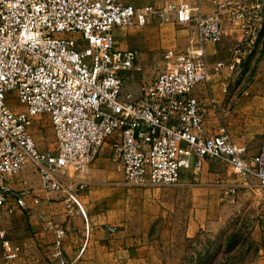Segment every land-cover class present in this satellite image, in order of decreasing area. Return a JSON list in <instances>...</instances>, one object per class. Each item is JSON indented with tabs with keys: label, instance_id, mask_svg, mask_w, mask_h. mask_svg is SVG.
I'll use <instances>...</instances> for the list:
<instances>
[{
	"label": "built area",
	"instance_id": "2783aa9c",
	"mask_svg": "<svg viewBox=\"0 0 264 264\" xmlns=\"http://www.w3.org/2000/svg\"><path fill=\"white\" fill-rule=\"evenodd\" d=\"M204 1L215 5L214 13L202 12ZM225 12L248 27L243 0H167L161 6L132 0H0V210L10 198L19 208L28 207L30 189L14 190L10 178L30 164L40 173L43 188L66 191L67 209L77 208L87 222L75 188L86 184L66 171H83L107 140L131 187L177 185L183 170H199L212 159L264 186V146L248 156L224 124L208 135L209 109L218 115L221 105L213 94L205 100L198 92L224 68L236 72L242 66L241 44L234 46L229 61L209 63L205 43L223 39ZM153 19L190 24L191 43L186 49L165 50V68L140 83L139 53L118 47L115 32ZM10 91H16L25 110L8 106ZM40 114L50 117L55 150L40 149L32 134ZM46 222L61 245L65 228ZM0 242L5 264H16L21 246L1 228Z\"/></svg>",
	"mask_w": 264,
	"mask_h": 264
},
{
	"label": "rangeland",
	"instance_id": "374dc122",
	"mask_svg": "<svg viewBox=\"0 0 264 264\" xmlns=\"http://www.w3.org/2000/svg\"><path fill=\"white\" fill-rule=\"evenodd\" d=\"M164 1L167 0H144L142 3H134L163 5ZM168 1L178 3L189 0ZM243 2L249 18L246 27L250 31L247 41L227 43L224 47L226 56L216 61L209 58V63L212 66L218 60L229 61L234 46L241 44L245 50L242 66L239 71H229V84L224 94L229 96V99L264 98V84L256 85L257 82L264 83V0ZM115 34L118 47L138 51L143 66L140 83H143L149 82L165 68V50L186 49L190 45L192 26L153 19L145 26L117 29ZM212 90L211 85H207L202 88V93L208 97ZM7 104L16 112L26 109V105L19 101L16 91L8 92ZM233 108L234 106L228 108L229 113H233ZM257 111L264 113V101L248 106L247 112ZM32 132L42 150L56 149L54 130L47 114L34 118ZM107 148L109 153H102ZM100 151L83 171L74 172L72 167L66 171L69 176L85 182L86 186L82 189L75 185L81 201V195L88 192L90 182L102 181L103 178H124L123 170L117 166L118 160L113 158L111 141L107 140ZM99 156L103 158L104 163L93 166ZM32 173L37 175L38 172ZM40 178L38 175V183L35 182L36 186L32 189L37 188L44 196L45 190ZM96 187L101 188V185ZM263 187L254 180H247L235 174L228 163L212 159L205 160L199 170H183L177 185L125 188L112 185L106 200L101 205H91L90 208L94 214L107 216L113 225L130 222L133 227L145 228L150 232L151 242L162 236V241L155 247V253L163 257L165 262H169L168 264H256L264 246L261 234L264 227ZM61 192L65 194L61 197L65 201L64 190L52 192L51 195H60ZM223 195H226L224 199ZM46 199L41 197V201ZM85 205L83 203L89 214L90 209ZM9 224L8 216L1 215L0 226ZM197 228L198 231L191 237L183 235ZM0 246L2 247L1 242ZM3 261L5 264L4 256Z\"/></svg>",
	"mask_w": 264,
	"mask_h": 264
},
{
	"label": "crops",
	"instance_id": "0c3cea01",
	"mask_svg": "<svg viewBox=\"0 0 264 264\" xmlns=\"http://www.w3.org/2000/svg\"><path fill=\"white\" fill-rule=\"evenodd\" d=\"M141 1L144 2V0H134V2L138 3H142ZM195 1L189 0L192 4ZM157 6L161 5L157 4ZM201 10L206 14L214 13L215 5L210 1H204ZM168 21H172V23L176 22L173 19ZM222 24L224 27L223 39L218 43H205L208 58L213 61L226 56L224 47L227 43L247 41L249 37L247 34L250 31L244 23L240 20H233L228 12H225L222 16ZM229 71L228 68H224L219 75L213 78L210 84L214 90H212V94L218 97L221 106L219 107L218 115L214 109H209L206 119L208 135L217 133L220 124H224L233 140L247 148L248 156H254L259 154L264 146V113H259L258 111L250 113L247 112V109L249 105L259 104L261 101H264V98L241 97L229 99V96L224 94V90L229 84V81H227ZM261 84L264 83H256L258 86ZM205 86L207 85L199 86L198 92L206 100V94L202 93V88ZM232 106H234L233 113H229L228 108L230 109ZM102 153L108 154L109 148L102 151ZM97 163H104L101 156L94 161L93 166ZM117 166L122 170L119 161H117ZM34 171H36L34 167L27 164L18 176L10 178V185L14 190L30 189L31 193L25 196L28 207L19 208L17 200L10 198L0 210V216L6 215L10 221L9 225L0 226V228L5 229L9 237L15 243L19 244L22 249L16 260V264H59L63 262H74V264L169 263L165 262L163 257L155 253V247L162 241V236L151 242L149 238L150 232L145 230V228L139 226H137L138 228L133 227L130 225V222H125L122 225H113L107 216L102 217L99 214H94L90 208L91 205H101L106 200L112 190L110 186L120 185L124 188L128 186L125 184L123 177H118L116 178L117 180L103 178L104 180L102 181L90 182L88 192L81 195V202L85 203V206L90 209L89 214L86 211V222L77 208L73 211L67 209L65 201L61 198L65 195L64 193L61 192L60 195H51L52 192H47L44 189L45 194L42 196L43 193L39 192L37 188L33 190L32 187L36 186L35 182L38 183V175L41 176L38 171L36 172L39 174L34 175L32 173ZM182 174L183 171L181 176ZM41 184L43 185V183ZM97 185H101V188L96 187ZM259 186L263 187L260 184ZM102 195H106V197ZM34 196L40 198L39 203H34ZM40 196L46 197L47 199L41 201ZM262 201L264 202V194ZM11 206L15 208V211L9 213L7 208ZM262 210L264 218V208ZM40 216H43L44 219L40 218ZM47 220L57 222V224L65 228L66 236L61 245H57L55 232L48 226ZM116 226L117 228L115 230L112 231L110 229ZM198 229L190 232L187 231L183 235L185 237H191L196 234ZM261 234L264 241V227ZM0 264H4L1 246ZM256 264H264V246L261 249V256Z\"/></svg>",
	"mask_w": 264,
	"mask_h": 264
}]
</instances>
